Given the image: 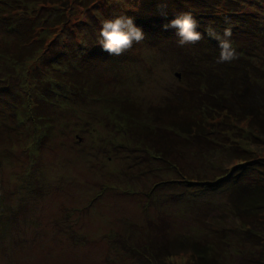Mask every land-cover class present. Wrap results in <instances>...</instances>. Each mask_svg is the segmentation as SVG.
<instances>
[{
	"label": "rangeland",
	"instance_id": "374dc122",
	"mask_svg": "<svg viewBox=\"0 0 264 264\" xmlns=\"http://www.w3.org/2000/svg\"><path fill=\"white\" fill-rule=\"evenodd\" d=\"M95 1L87 10L67 0L68 24L79 29L74 28L76 37L68 36L70 48L84 49L76 40L93 45L99 33L94 17L100 23L120 16L135 2ZM34 9L38 29L28 35L38 37L31 45L39 49L30 58L20 55L24 46L18 45L28 21L19 32L0 22V264H149L134 248L150 246L152 239L153 246L161 245L162 234L172 264H187L195 245L216 229L227 230L232 246L225 263L264 261L262 218L253 217L258 236L235 242L240 212L253 200L264 201V193L254 191L263 183L250 185L264 176V165H253L242 183L232 177L217 187L202 184L228 172L224 169L234 164L230 138L247 133L218 123L212 132L216 143L209 148L203 142L198 148L195 140L193 148L167 152L162 161L146 150L145 133L129 134L131 126L122 119L130 118L126 106L138 111L140 124L178 118L180 111H174L190 85L181 55L195 56L205 45L179 46L174 30L134 44L121 58L88 60L68 75L76 86L38 96L33 85L45 79L38 67L45 63L43 42L55 30L49 11ZM34 98L39 103L33 104ZM31 105L48 115L46 126L29 116ZM158 134L167 137L159 146L170 144V133ZM249 142L264 156V138Z\"/></svg>",
	"mask_w": 264,
	"mask_h": 264
},
{
	"label": "trees",
	"instance_id": "16d2710c",
	"mask_svg": "<svg viewBox=\"0 0 264 264\" xmlns=\"http://www.w3.org/2000/svg\"><path fill=\"white\" fill-rule=\"evenodd\" d=\"M66 2L67 0H0V22L4 27L19 32L23 21L24 24H27V21L30 24L20 33L23 40L18 41V45L24 46L20 55H25L28 58L39 49V47L33 48L31 45L38 37L29 38L28 35L38 29L34 24L37 20L36 16L38 18L39 14L35 12V9L32 10V7L38 6L40 10H47L49 11L47 13L53 16L50 30L55 31L52 32L51 38L43 42L44 48L40 59H45V63L38 66L39 74L45 76V79L42 78L39 83L33 85L38 96H47L46 90H53L60 95L59 92L63 86L66 88L76 86L77 80L70 79L71 75L68 77L70 72H80V66L88 60L93 62L102 59V57L115 56L102 50L98 44L99 37L95 38V41H91L93 44L91 47H88L89 44L84 41L76 40L75 43L84 49L70 48L73 43L68 40V36L72 34L76 37L74 28L78 29V27L77 23L75 27L68 24L69 14L67 16L65 13ZM71 2H76L78 6L87 10L96 4L95 0H71ZM261 2L264 3V0H135L136 4L133 3L121 14L132 17L134 24L142 29L144 40L149 42H154L155 36L171 34L174 29L164 30L162 24L168 23L181 13H191L198 22L197 31L202 34V39L195 45L203 43L205 48L189 58L186 54L181 55L183 75L189 80L190 85L186 90L187 96L180 100V105L174 111L176 113L180 111V116L178 118L170 117L164 121L161 118H155V122L143 119V124H140L139 118L136 117L139 115L138 111L133 114L126 106L124 109L127 111V117L130 118L122 119L131 126L129 134H134L136 129L145 133L148 145L146 150L153 153L155 158L161 157L162 161L167 160V152L186 147L193 148L195 140L198 148L202 147L203 143H206L209 148L210 143H216L212 132L214 125L218 123L236 127L247 133L249 140L244 136L237 139L230 138L231 144L229 145L233 153L234 164L224 169L228 171L227 173L217 176L214 180H203L202 184L205 186L216 185L217 187L218 183L232 177L236 182L242 183L246 174L252 173L251 171L254 170L253 165H264V156L253 151L248 145L249 141L264 138V19L259 17L261 12L259 8L263 6ZM71 8L73 7L70 6L67 10L69 11ZM115 15L118 16L112 14L104 20L115 18ZM94 19L95 25L100 29L102 22L99 23L95 17ZM46 20H48V15ZM209 26L220 34L224 28H231V40L239 54L238 59L230 63H216L220 50L218 42L209 37L205 31ZM40 30H42L39 32L41 35L44 28ZM25 36H27V40H24ZM6 52L7 50H5V54H7ZM123 54L117 58H121ZM20 55L17 56L22 57ZM34 100L33 104L39 103L36 98ZM38 101L41 102L40 99ZM32 107L37 111L33 112ZM30 109L29 116L37 124L46 126V123L49 122L48 115L39 112L34 105H31ZM123 128L125 129V127ZM158 130L170 133L169 145L167 142L165 146H159L162 145L163 140L167 141V137L159 135ZM2 133L0 130V136H3ZM198 151L202 155V151ZM263 177H255L253 183L250 184L253 186V184L258 185L257 181L262 182V188L254 190L260 194L264 193ZM260 197L264 199V195ZM256 202L253 200L249 209L240 212L237 218L239 226L235 229L240 235L235 242L239 240L245 243L251 239L252 235L258 236L256 232H253L254 220L258 217L264 220V201ZM226 231V229H216L214 230L215 234L211 233L208 238L199 241L187 264H224L227 262L224 258L227 250L231 252L233 250L230 241L227 240ZM162 236L163 244L158 245V243L153 246L152 239L150 246L136 247L134 251L141 254L149 264H172L173 254L166 247L165 234ZM223 246L225 247L224 251L221 249ZM251 260L253 261V259ZM256 264H264V261Z\"/></svg>",
	"mask_w": 264,
	"mask_h": 264
},
{
	"label": "clouds",
	"instance_id": "9594fccd",
	"mask_svg": "<svg viewBox=\"0 0 264 264\" xmlns=\"http://www.w3.org/2000/svg\"><path fill=\"white\" fill-rule=\"evenodd\" d=\"M198 27V22L191 13H181L168 23L162 24L164 30H175L179 46L198 43L202 39V34L197 31ZM205 31L209 37L218 42L220 51L216 58L217 64L230 63L238 59L239 54L231 40V28H224L222 34L217 33L211 26ZM98 37V44L102 50L115 56L122 55L145 38L142 29L134 24L133 18L126 15L105 19L99 29Z\"/></svg>",
	"mask_w": 264,
	"mask_h": 264
}]
</instances>
